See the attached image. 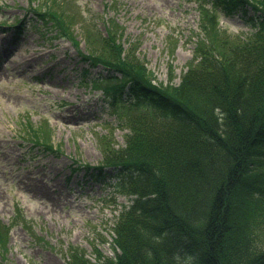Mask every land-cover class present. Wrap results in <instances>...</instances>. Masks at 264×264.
Here are the masks:
<instances>
[{
    "label": "trees",
    "instance_id": "1",
    "mask_svg": "<svg viewBox=\"0 0 264 264\" xmlns=\"http://www.w3.org/2000/svg\"><path fill=\"white\" fill-rule=\"evenodd\" d=\"M32 1L57 34L79 24L81 58L109 71L89 83L125 129L118 147L99 136L103 159L89 172L119 166L116 187L130 198L111 226L112 254L72 244L66 264H264V0H197L193 55L178 83L171 62L167 82L154 80L114 19L100 32L68 0ZM219 10L240 11L251 31L222 30ZM46 122L23 136L49 150ZM8 229L0 219L3 259Z\"/></svg>",
    "mask_w": 264,
    "mask_h": 264
},
{
    "label": "rangeland",
    "instance_id": "2",
    "mask_svg": "<svg viewBox=\"0 0 264 264\" xmlns=\"http://www.w3.org/2000/svg\"><path fill=\"white\" fill-rule=\"evenodd\" d=\"M29 1L0 0V219L9 228L0 262L66 264L72 244L89 255L95 244L111 255V226L130 198L116 187L119 166L89 174L103 159L101 134L115 140L114 147L124 144L125 129L116 125L101 91L89 83L90 77L108 70L81 58L89 53L79 24L71 29L73 40L57 34L52 21L41 19ZM44 1L32 2L37 6ZM67 3L84 12L87 21L94 16L100 32L110 19L117 21L124 49L136 43L135 54L154 80L167 82L171 62L173 81H180L193 55L197 0ZM246 9L252 13L248 5ZM219 13L218 26L232 36L251 31L240 11ZM169 40L175 42L172 50ZM42 121L50 129L49 150L23 136Z\"/></svg>",
    "mask_w": 264,
    "mask_h": 264
},
{
    "label": "bare ground",
    "instance_id": "3",
    "mask_svg": "<svg viewBox=\"0 0 264 264\" xmlns=\"http://www.w3.org/2000/svg\"><path fill=\"white\" fill-rule=\"evenodd\" d=\"M52 186H56L54 183H51ZM61 198V197H60ZM59 197L58 199L61 200ZM54 199V198H53ZM54 201L56 202V199H54Z\"/></svg>",
    "mask_w": 264,
    "mask_h": 264
}]
</instances>
